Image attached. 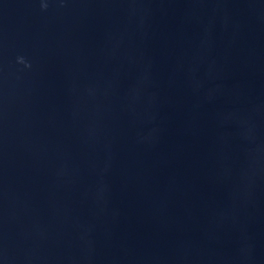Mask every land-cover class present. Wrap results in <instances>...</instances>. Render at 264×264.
<instances>
[{
  "label": "water",
  "instance_id": "1",
  "mask_svg": "<svg viewBox=\"0 0 264 264\" xmlns=\"http://www.w3.org/2000/svg\"><path fill=\"white\" fill-rule=\"evenodd\" d=\"M0 264H264V0H0Z\"/></svg>",
  "mask_w": 264,
  "mask_h": 264
}]
</instances>
